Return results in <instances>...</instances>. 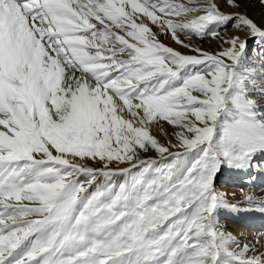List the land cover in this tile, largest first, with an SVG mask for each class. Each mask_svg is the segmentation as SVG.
I'll return each mask as SVG.
<instances>
[{
    "label": "snow or ice",
    "instance_id": "snow-or-ice-1",
    "mask_svg": "<svg viewBox=\"0 0 264 264\" xmlns=\"http://www.w3.org/2000/svg\"><path fill=\"white\" fill-rule=\"evenodd\" d=\"M253 2L0 0V264H264L216 184L264 170Z\"/></svg>",
    "mask_w": 264,
    "mask_h": 264
},
{
    "label": "bare ground",
    "instance_id": "bare-ground-1",
    "mask_svg": "<svg viewBox=\"0 0 264 264\" xmlns=\"http://www.w3.org/2000/svg\"><path fill=\"white\" fill-rule=\"evenodd\" d=\"M223 10L225 12H232L226 7H224ZM239 35L243 36L244 33H240ZM163 41L166 44H171V46L179 49V47L176 46V44H174L169 39H163ZM205 41L209 46H215L216 45V42H210L208 39H205ZM263 49H264V47H263ZM262 51H264V50H262ZM258 53H260V50ZM255 56H256V54L254 53V54L249 55V58L255 59ZM259 86L264 87V81H262ZM254 95H255L256 99H258V100L261 99L258 92L254 93ZM261 102L264 103V100H261ZM162 125H163L164 132L169 134L168 136H165L158 128L152 129V132L156 136V138L158 140H160L161 143H167L169 138L174 139V137H171V133L174 131V128L171 125H168L166 122H162ZM147 155L151 156V157H156L157 154L154 151H150ZM257 160L258 161H264V157L258 156ZM221 175L223 177H225L226 179L227 178L230 179L231 181H236L237 183L240 182V183L246 184L248 190L245 189V191H243L242 196H245V195L246 196H254L258 199H264V170L250 169L248 171H238V170H231V169L225 168V172H221L218 176H221ZM239 179H240V181H239ZM223 184L227 187V184H225V183H223ZM224 185L221 184V186L219 188L222 190L226 189V187ZM231 191L233 192L234 190H231ZM246 191H248V192H246ZM244 201H245V199H239L238 198L236 201H234V203H232V204H239L240 209H241L240 211H233V210H229V209H224L221 212L230 211L231 214L238 216V217H236V218H238L237 219L238 223H242V224L252 226V228L248 229L249 231L247 234V236L248 235L250 236V238L248 239L250 241H247L246 243H252L258 237L260 240V244L258 245L257 251L258 252H264V244H263L264 243V212H261L258 209L248 210L249 206L246 203H244ZM220 216H221V213H220ZM225 222L226 221H221L220 223L223 226H226ZM243 244H245V243H243ZM243 244H241V245H243ZM249 255H251V253H249Z\"/></svg>",
    "mask_w": 264,
    "mask_h": 264
},
{
    "label": "rangeland",
    "instance_id": "rangeland-1",
    "mask_svg": "<svg viewBox=\"0 0 264 264\" xmlns=\"http://www.w3.org/2000/svg\"><path fill=\"white\" fill-rule=\"evenodd\" d=\"M226 8H228L232 12L233 11L234 12L246 11L247 14L252 19H254L258 24L262 22V16H264V6H261L259 4V0H254L253 3L247 4V5H242V7L239 9H234L231 7H226ZM235 33H236V30L230 27L228 34L232 35ZM160 39L163 41V39H166V38L164 36H161ZM196 42L201 44V46L204 47L205 49H211L213 51L216 50V47H217V42H216L215 46H209L205 40H203V41L197 40ZM176 46L179 47L181 52L187 51L186 49L180 47L179 45H176ZM259 50H260V53H264V51H262V50H264L263 47L258 46L255 43V41L250 40L249 45H248V49H247L248 56L251 54H254V53L257 54L259 52ZM255 58H256V56H255ZM222 172H225V169ZM239 181H240V179H239ZM223 183L227 184V187ZM216 184H217L218 188L221 186V184L226 187V189H223V191L228 194L227 199L230 203H234V201H236L238 198L239 199H245V197H246V195L242 196L243 191H245V189H247V186L244 183H240V182L237 183L236 181H231L230 179H228V178L226 179L225 177H223L221 175V176H218ZM231 190H234V191L232 192ZM246 192H248V191H246ZM220 213H221L220 222L226 221L225 222L226 226H223L224 230L226 232L230 231L229 233H231L234 237H236L241 242V244L246 243L247 241H250V240H248L250 238V236L249 235L247 236V234L249 231L248 229L252 228V226L242 224V223H238L237 222L238 218H236L238 216L231 214L230 211H225V212H220Z\"/></svg>",
    "mask_w": 264,
    "mask_h": 264
}]
</instances>
